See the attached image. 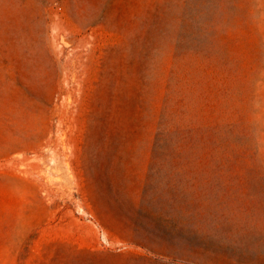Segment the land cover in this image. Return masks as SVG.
I'll return each instance as SVG.
<instances>
[{
  "label": "rangeland",
  "instance_id": "374dc122",
  "mask_svg": "<svg viewBox=\"0 0 264 264\" xmlns=\"http://www.w3.org/2000/svg\"><path fill=\"white\" fill-rule=\"evenodd\" d=\"M0 264H264V0H0Z\"/></svg>",
  "mask_w": 264,
  "mask_h": 264
}]
</instances>
